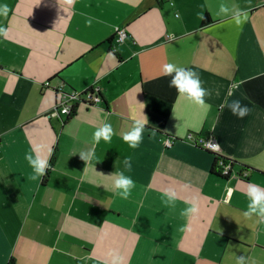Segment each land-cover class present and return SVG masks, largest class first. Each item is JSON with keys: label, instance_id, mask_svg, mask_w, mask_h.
Returning a JSON list of instances; mask_svg holds the SVG:
<instances>
[{"label": "crops", "instance_id": "1", "mask_svg": "<svg viewBox=\"0 0 264 264\" xmlns=\"http://www.w3.org/2000/svg\"><path fill=\"white\" fill-rule=\"evenodd\" d=\"M0 27V264H264V221L243 215L249 183L264 189V0H0ZM166 63L198 74L206 109L169 86ZM95 85L100 101L49 115L60 87ZM232 99L249 113L233 115ZM105 122L111 139L93 144ZM209 138L235 161L230 175L212 172L214 152L197 144ZM37 146L49 167L34 179L25 154ZM117 170L135 181L127 199L114 195ZM193 199L198 213L181 216Z\"/></svg>", "mask_w": 264, "mask_h": 264}, {"label": "clouds", "instance_id": "2", "mask_svg": "<svg viewBox=\"0 0 264 264\" xmlns=\"http://www.w3.org/2000/svg\"><path fill=\"white\" fill-rule=\"evenodd\" d=\"M69 3L72 0H68ZM231 9L221 3L219 5L217 15L228 14ZM247 13L245 10H237L232 13L231 21L237 26H241L245 21ZM91 24V18L85 21ZM7 32L6 28L0 27V35ZM163 73L165 75H171L175 73L172 80L169 82V86L175 85L177 87V93L183 96L189 102L198 105L201 109H206L207 105L204 97L208 94V90L201 86V80L198 74L191 68L177 67L172 63H166L163 65ZM235 88L236 85H232ZM226 106L231 113L239 118L246 116L250 109L247 105L241 103L240 99H232ZM144 123L141 120L134 121L133 127L130 131L124 133L123 140L129 144L131 148H137L143 139ZM113 129L110 123L105 122L100 127L96 128L91 137L93 144L99 143L101 139L105 142L111 139ZM37 154L31 153L25 154V159L28 161L33 169V178H41L45 174L46 168L49 167V161L47 157L41 156L39 153V146L34 150ZM51 149H49V155ZM80 156L84 160L95 159V153L89 150L87 153H80ZM130 157L124 158V166L127 170H131ZM115 179L113 180L114 195L122 199H127L131 194L132 189L135 187V181L131 176L126 175L124 171L117 170L115 173ZM232 189H228L229 195ZM247 196L249 198V204L247 209L243 212L245 217H249L252 214H256L260 220L264 221V189L256 184L249 183L247 188ZM164 203L174 207L177 200V192L173 188L166 189L162 194ZM187 205L181 209V216L192 217L195 216L199 209L198 205L193 199L191 202L185 201ZM123 258L117 254H112V264H121ZM238 264H244V258H238Z\"/></svg>", "mask_w": 264, "mask_h": 264}, {"label": "built area", "instance_id": "3", "mask_svg": "<svg viewBox=\"0 0 264 264\" xmlns=\"http://www.w3.org/2000/svg\"><path fill=\"white\" fill-rule=\"evenodd\" d=\"M127 36V31L125 28L117 27L114 39L117 42H122ZM93 91L84 94L81 97V92L77 91H65L62 87L59 88V90L62 92V98L59 103L55 105V107L52 109L49 115H68L74 105L79 102L82 98L86 99L89 102H97L101 100V96L99 95V86L95 85L92 87ZM175 138L170 136H165L164 143L166 146H170L174 142ZM203 147L210 149L212 151L218 152L219 151V145L215 138H209V139H203L199 142ZM228 166H225L223 168V173H228Z\"/></svg>", "mask_w": 264, "mask_h": 264}, {"label": "trees", "instance_id": "4", "mask_svg": "<svg viewBox=\"0 0 264 264\" xmlns=\"http://www.w3.org/2000/svg\"><path fill=\"white\" fill-rule=\"evenodd\" d=\"M208 22H210V18H209V16H208V14H205L204 17H203V19H202L201 24H202V25H206ZM92 91H93V88L90 87L89 89H87V90L81 92V97H82L84 94H88V93H90V92H92ZM99 95L101 96L100 92H99ZM80 101L89 102V101H87V100L84 99V98H82ZM80 101H79V102H80ZM77 103H78V102H77ZM77 103H76V104H77ZM89 103H91V102H89ZM76 104H75V105H76ZM75 105H74V107H75ZM74 107H73L72 111H71L68 115H66V119L70 118V117L73 115V113H74ZM197 144L201 145V144L198 143V142H197ZM201 146H202V145H201ZM213 152H214V155H215V156H214L213 164H212V167H211L212 172H213L214 174L221 175V176H228V175H230V173H231V168H232V166H233V164H234L235 161H234L233 159H230V158H228V157H226V156L221 155V154L218 153V152H215V151H213ZM225 166H228V167H229V168H228V173H226V174L223 173V168H224ZM244 172H245L244 174H246V171H244ZM239 175L242 176L243 174L240 173ZM8 264H17V263H16V261H15L14 258H11Z\"/></svg>", "mask_w": 264, "mask_h": 264}]
</instances>
